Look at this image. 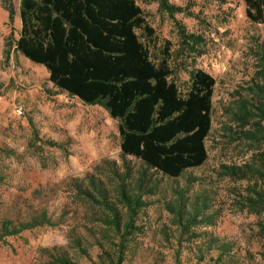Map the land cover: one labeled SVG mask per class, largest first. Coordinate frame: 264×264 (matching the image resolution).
<instances>
[{
	"label": "trees",
	"instance_id": "16d2710c",
	"mask_svg": "<svg viewBox=\"0 0 264 264\" xmlns=\"http://www.w3.org/2000/svg\"><path fill=\"white\" fill-rule=\"evenodd\" d=\"M158 1L171 18L184 12L169 0ZM246 6L247 18L264 24V0H246ZM6 10L12 20V9ZM20 19L16 50L45 67L60 93L99 106L118 122L123 162L106 159L85 178L71 179L68 200L74 209L64 210L56 221L38 207L23 220L1 219L0 244L25 231L64 225L73 213L79 217L68 245L53 248L46 264H82L78 258L124 264L143 234L140 217L157 198L173 216L171 225L179 234L166 233V242L175 240L178 247L189 243L198 264H238L234 243L195 231L216 223L207 189L195 191L200 184L195 178L178 184L186 172L208 160L216 80L193 69L181 90L172 80L170 48L158 47L155 31L135 0H20ZM188 37L196 43L194 35ZM254 54L257 105L255 110L240 105L237 116L264 120V45H257ZM260 154V165H223L218 174L247 181L241 210L264 216V151ZM259 227L264 235V221ZM92 249L98 250L96 260L90 257Z\"/></svg>",
	"mask_w": 264,
	"mask_h": 264
},
{
	"label": "rangeland",
	"instance_id": "374dc122",
	"mask_svg": "<svg viewBox=\"0 0 264 264\" xmlns=\"http://www.w3.org/2000/svg\"><path fill=\"white\" fill-rule=\"evenodd\" d=\"M135 1L155 31L158 47L170 48L172 80L181 90L187 88L188 71L193 69L216 80L208 160L178 181L185 186L187 178L197 179L200 184L194 190L207 189L214 200L210 213L216 216L215 225L195 231L234 243L238 264H264L259 227L264 216L241 210L248 182L218 174L223 165H260L264 120L237 113L240 105L248 110L257 105L254 51L264 45V24L247 18L246 0H169L184 10L174 18L158 0ZM20 29V0H0V220L26 219L38 207L46 208L56 221L64 210L74 209L68 200L71 179L85 178L106 159L122 164L121 138L118 122L106 110L60 93L45 67L16 50ZM188 35H194L196 43ZM151 203L139 220L144 230L136 253H130L124 264H198L189 243L178 247L175 240L166 242V233L179 237L171 225L173 216L161 200L152 198ZM78 217L70 213L64 225L8 238L0 244V264H46L53 248H66ZM97 255V249L90 251L93 260ZM78 261L92 264L85 258Z\"/></svg>",
	"mask_w": 264,
	"mask_h": 264
},
{
	"label": "built area",
	"instance_id": "2783aa9c",
	"mask_svg": "<svg viewBox=\"0 0 264 264\" xmlns=\"http://www.w3.org/2000/svg\"><path fill=\"white\" fill-rule=\"evenodd\" d=\"M21 111V110H20Z\"/></svg>",
	"mask_w": 264,
	"mask_h": 264
}]
</instances>
